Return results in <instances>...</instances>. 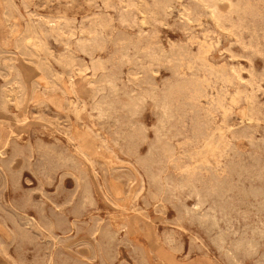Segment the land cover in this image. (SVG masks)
<instances>
[{"label":"rangeland","instance_id":"374dc122","mask_svg":"<svg viewBox=\"0 0 264 264\" xmlns=\"http://www.w3.org/2000/svg\"><path fill=\"white\" fill-rule=\"evenodd\" d=\"M236 2L0 0V264H264V0ZM227 78L234 79L231 85ZM176 82H184L181 89ZM163 101L174 111L168 105L171 110L162 112ZM211 143L217 145V158L207 154Z\"/></svg>","mask_w":264,"mask_h":264},{"label":"bare ground","instance_id":"6f19581e","mask_svg":"<svg viewBox=\"0 0 264 264\" xmlns=\"http://www.w3.org/2000/svg\"><path fill=\"white\" fill-rule=\"evenodd\" d=\"M152 1L154 2V0H152ZM230 1H231V0H230ZM239 1H241V0H239ZM243 1H244V0H243ZM246 1H247V0H246ZM262 1H263V0H262ZM72 2H73V1H72ZM235 2H236V0H235ZM237 2H238V1H237ZM237 2H236V3H237ZM258 2H259V1H258ZM86 3H87V2H86ZM160 3H161V1H160ZM206 3H207V2H206ZM246 3H248V2H246ZM88 4H89V3H88ZM147 4H149V3H147ZM230 4H231V3H230ZM232 4H234V1L232 2ZM196 5H197V4H196ZM240 5H241V3L238 4L239 7H240ZM248 5L250 6V2L248 3ZM248 5H247V6H248ZM133 6H134V5H133ZM135 6H136V5H135ZM148 6H149V5H148ZM215 6H216V5H215ZM231 6H233V5H231ZM238 6H235L236 9H237ZM242 6H243V4H242ZM247 6H246V7H247ZM251 6L253 7V4H252ZM256 6H257V5H255V7H256ZM156 7H157V6H156ZM209 7H210V6H209ZM233 7H234V6H233ZM244 7H245V6H244ZM246 7H245V8H246ZM162 8H163V7H162ZM210 8H212V7H210ZM241 8H242V7H241ZM245 8H244V9H245ZM259 8H260V7H259ZM187 9L190 10L189 8H187ZM198 9H199V8H198ZM231 9H232V8H231ZM242 9H243V8H242ZM247 9H248V7H247ZM251 9H252V8H251ZM254 9H255V8H254ZM254 9H253V10H254ZM16 10H17V9H16ZM121 10H122V9H121ZM127 10L129 11V9H127ZM188 10H187V11H188ZM204 10H205V9H204ZM204 10H203V11H204ZM217 10H218V9H217ZM232 10H233V9H232ZM238 10H239V9H238ZM253 10H252V11H253ZM256 10H257V8H256ZM124 11H125V9H124ZM124 11H123V12H124ZM130 11H131V10H130ZM153 11H154V9H153ZM153 11H151V13H152ZM254 11H255V10H254ZM120 12H121V11H120ZM126 12H127V11H126ZM126 12H125V13H126ZM147 12H148V11H147ZM155 12H156V11H155ZM231 12H232V11H230V13H231ZM236 12H237V10L235 11V13H236ZM243 12H244V10H243ZM243 12H242V13H243ZM64 13H65V12H64ZM125 13H124V14H125ZM129 13H130V12H129ZM224 13H226V12H224ZM248 13H249V12H248ZM258 13H259V11H258ZM33 14H34V13H33ZM96 14H97V13H96ZM124 14H123V16H124ZM131 14H132V13H131ZM217 14H218V13H217ZM239 14H240V13H239ZM249 14H250V13H249ZM127 15H128V13H127ZM129 15H130V14H129ZM154 15H155V13H154ZM154 15H153V16H154ZM186 15H187V14H186ZM220 15H221V14H220ZM237 15H238V14H237ZM255 15H256V14H255ZM13 16H14V15H13ZM121 16H122V14H121ZM153 16H152V17H153ZM190 16H191V15H190ZM198 16H199V15H198ZM229 16H230V15H229ZM240 16H241V15H240ZM242 16H244V15H242ZM90 17H91V16H90ZM99 17H100V16H99ZM124 17H125V16H124ZM129 17H130V19H133L131 16H129ZM191 17H192V16H191ZM216 17H217V16H216ZM223 17H224V16H223ZM246 17H247V16H246ZM252 17H253V16H252ZM53 18H54V17H53ZM87 18H88V17H87ZM125 18H126V17H125ZM150 18H151V17H150ZM224 18H226V17H224ZM224 18H223V19H224ZM241 18H242V17H241ZM243 18H244V17H243ZM248 18H249V17H248ZM63 19H64V17H63ZM89 19H90V18H89ZM103 19H104V17H103ZM103 19H102V20H103ZM127 19H128V21H130L129 18H127ZM198 19H199V18H198ZM216 19H217V18H216ZM228 19H230V18H228ZM231 19H232V17H231ZM238 19H239V18H238ZM69 20H70V19H69ZM97 20H98V19H97ZM105 20H107V19H105ZM226 20H227V19H226ZM226 20H225V22H226ZM232 20H233V19H232ZM236 20H237V19H236ZM53 21H54V20H53ZM65 21H66V20H65ZM71 21H72V20H71ZM123 21H124V20H123ZM123 21H122V22H123ZM126 21H127V20H125V22H126ZM221 21H222V20H221ZM233 21H235V20H233ZM237 21H238V20H237ZM244 21H245V19H244ZM101 22H102V21L100 20L99 23H101ZM103 22H104V21H103ZM223 22H224V21H223ZM235 22H236V21H235ZM59 23H60V22H59ZM68 23H69V22H68ZM106 23H108V22L106 21ZM106 23H104V24H106ZM129 23H130V22H129ZM219 23H220V22H219ZM230 23H231V22H230ZM232 23H233V22H232ZM240 23H241V21L239 22V24H240ZM57 24H58V23H57ZM64 24H65V23H64ZM102 24H103V23H102ZM102 24H101V26H102ZM110 24H111V23H110ZM233 24H234V23H233ZM59 25H60V24H59ZM97 25H98V24H97ZM106 25H108V24H106ZM106 25H104V26H106ZM217 25H218V24H217ZM219 25H220V24H219ZM223 25H224V23H223ZM236 25H237V22H236ZM236 25H235V27H236ZM101 26H100V27H101ZM220 26H221V25H220ZM231 26H233V25H231ZM238 26H239V25H238ZM242 26H243V25H242ZM34 27H35V26H34ZM53 27H55V26H53ZM95 27H96V26H94V28H95ZM98 27H99V26H98ZM100 27H99V28H100ZM102 27H103V26H102ZM109 27H110V26H109ZM222 27L224 28V26H222ZM30 28H31V27H30ZM59 28H60V27H59ZM61 28H62V27H61ZM240 28H241V26H240ZM14 29H15V28H14ZM27 29H28V28H27ZM51 29H52V28H51ZM57 29H58V28H56V30H57ZM73 29H74V28H73ZM111 29H112V28H111ZM237 29H238V27H237ZM28 30H29V29H28ZM34 30H35V29H34ZM52 30H54V28H53ZM95 30H96V29H95ZM232 30H233V29H232ZM234 30H235V29H234ZM234 30H233V32H234ZM29 31L32 32V29L29 30ZM40 31H42V30H40ZM57 31H58V30H57ZM71 31H73V30H71ZM92 31H93V30H92ZM92 31H90V32H92ZM27 32H28V31H27ZM81 32H82V31H81ZM90 32H89V33H90ZM98 32H100V31H98ZM102 32H103V31H102ZM105 32L108 34L107 31H105ZM24 33H25V32H24ZM28 33H29V32H28ZM40 33H41V32H40ZM40 33H39V37H40ZM43 33H44V32H43ZM93 33H94V32H93ZM37 34H38V33H37ZM98 34H99V33H98ZM107 34H106V35H107ZM31 35H32V33H31ZM90 35H91V34H90ZM95 35H96V33H95ZM98 36H101V35H98ZM98 36H97L96 38H99ZM26 37L29 38V35L25 36V38H26ZM41 37H42V35H41ZM44 37H45V35H44ZM89 37L91 38V36H89ZM25 38H23V39H25ZM96 38H95V39H96ZM86 39H87V38H86ZM88 39H89V38H88ZM91 39H93V38H91ZM91 39H90V40H91ZM102 39H103V38H102ZM26 40H27V39H25V41H26ZM41 40H42V39H41ZM90 40H89V41H90ZM100 40H101V38H100ZM25 41H24V42H25ZM27 41H29V40H27ZM45 41H46V40H44L43 42H45ZM83 41H84V40H83ZM81 42H82V41H81ZM84 42H88V41H84ZM91 42H92V41H91ZM89 43H90V42H89ZM37 44H39V43L37 42ZM46 44H47V42H45L44 45H46ZM99 44H100V43H99ZM130 44H131V43H130ZM132 44H133V43H132ZM34 45H36V44H34ZM39 45H40V44H39ZM124 45H125V44H124ZM202 45H206V44L204 43V44H202ZM32 46H33V45H32ZM37 46H38V45H37ZM42 46H43V45H42ZM85 46H86V43H85ZM90 46H91V44H90ZM97 46H98V44H97ZM104 46H105V44H104ZM199 46L201 47V45H199ZM199 46H198V47H199ZM33 47H34V46H33ZM40 47H41V46H40ZM40 47H39V50H40ZM45 47L47 48V45H46ZM209 47H210V45H209ZM91 48H92V47H91ZM93 48H94V46H93ZM98 48H99V47H98ZM103 48H104V47H103ZM121 48H122V47H121ZM125 48H126V47H125ZM127 48H128V47H127ZM129 48H130V47H129ZM32 49L34 50V48H32ZM80 49H81V48H80ZM83 49H86V48H83ZM123 49H124V48H123ZM134 49H135V47H134ZM189 49H190V48H189ZM189 49H187V50H189ZM202 49H203V48H202ZM28 50H29V49H28ZM35 50H36V49H35ZM42 50H43V49H42ZM90 50H91V49H90ZM126 50H127V49H126ZM131 50H133V49H131ZM151 50H153V49L151 48ZM154 50H155V49H154ZM156 50H157V49H156ZM198 50H199V48H198ZM254 50H255V49H254ZM23 51H24V50H23ZM31 51H32V50H31ZM31 51H30V52H31ZM66 51H67V49H66ZM68 51H69V50H68ZM129 51H130V50H129ZM136 51H137V50H136ZM196 51H197V50H196ZM206 51H207V49H206ZM35 52H36V51H35ZM124 52H125V51H124ZM132 52H133V51H132ZM137 52H138V51H137ZM154 52H155V51H154ZM162 52H163V51H162ZM202 52L204 53V51H202ZM39 53H40V52H39ZM126 53L128 54L129 52H126ZM138 53H139V52H138ZM148 53H149V52H148ZM160 53H161V52H160ZM164 53H166V55H167L168 52H164ZM203 53H201V54L203 55ZM50 54H51V53H50ZM61 54H62V53H61ZM66 54L68 55V53H66ZM153 54H154V53H153ZM198 54H200V53H198ZM31 55H32V54H31ZM59 55H60V54H59ZM64 55H65V53H64ZM67 55H66V56H67ZM132 55H134V54H132ZM138 55H139V54H138ZM158 55H159V54H158ZM160 55H161V54H160ZM207 55H208V54H207ZM121 56H122V55H121ZM126 56L128 57V55H126ZM129 56H131V54H130ZM37 57H38V56H37ZM61 57H63V55H61ZM70 57L73 59V56H70ZM137 57H138V56H137ZM144 57H145V56H144ZM146 57H147V56H146ZM149 57H152V56H150V54H149ZM197 57H198V56H197ZM64 58H66V57L64 56ZM64 58H63V59H64ZM71 58H70V59H71ZM99 58H100V57H99ZM109 58H110V57H109ZM147 58H148V57H147ZM191 58H192V57H191ZM200 58H201V55H200ZM203 58H204V56H203ZM68 59H69V55H68ZM74 59H75V58H74ZM118 59H119V58H118ZM121 59H122V57H121ZM121 59H120V60H121ZM128 59H129V57H128ZM152 59H153V58H152ZM157 59H158V58H157ZM167 59H168V58H167ZM196 59H197V58H195V60H196ZM58 60H59V58H58ZM60 60H61V59H60ZM60 60H59V63H60ZM66 60H67V59H66ZM97 60H98V59H97ZM179 60H180V59H179ZM198 60H199V59H198ZM205 60H207V57L205 58ZM68 61H69V60H68ZM70 61H72V60H70ZM122 61H123V60H122ZM185 61H186V60H185ZM207 61H208V60H207ZM61 62H62V61H61ZM63 62H64V61H63ZM65 62H66V61H65ZM73 62H74V60H73ZM96 62H97V61H96ZM171 62H172V61H171ZM183 62H184V61H183ZM188 62L190 63V61L187 60V63H188ZM192 62H193V61H192ZM200 62H201V61H200ZM68 63H69V65L71 66L70 62H68ZM68 63H67L66 65H68ZM100 63L102 64V61H101ZM107 63H108V62H107ZM185 63H186V62H185ZM195 63H196V61H195ZM202 63H203V62H202ZM204 63H206V62L204 61ZM208 63H209V61H208ZM93 64H94V62H93ZM117 64H118V63H117ZM121 64H122V63H121ZM192 64H193V63H192ZM211 64H212V63H210V65H211ZM64 65H65V64H64ZM184 65H185V64H184ZM203 65H204V64H203ZM39 66H40V64L38 65V67H39ZM44 66H45V65H44ZM73 66H74V65H73ZM93 66H94V65H93ZM96 66H97V65H96ZM117 66L119 67V65H117ZM190 66H191V64H190ZM40 67H41V66H40ZM98 67H99V66H98ZM100 67H102V70H104V69H103V66H100ZM100 67H99V69H100ZM111 67H112V66H111ZM114 67H115V66H114ZM114 67H112V68H114ZM183 67H184V66H183ZM192 67H193V65H192ZM207 67H208V66H207ZM212 67H213V66H212ZM212 67H211V69L214 68V67H213V68H212ZM96 68H97V67H96ZM96 68H95V69H96ZM179 68H180V67H179ZM188 68H189V66H188ZM188 68H187V69H188ZM190 68H191V67H190ZM190 68H189L188 70H190ZM201 68H202V67H201ZM205 68H206V67H205ZM221 68H222V67H221ZM223 68H224V70H225V67H223ZM223 68H222V70H223ZM97 69H98V68H97ZM119 69H120V68H119ZM177 69H178V68H177ZM193 69H194V68H193ZM203 69H204V68H203ZM218 69H219V68H218ZM48 70H49V69H48ZM50 70H51V69H50ZM179 70H180V69H179ZM181 70H182V69H181ZM191 70H192V69H191ZM191 70H190V71H191ZM205 70H209V69H205ZM216 70H217V69H216ZM194 71H197V70H194ZM199 71H200V70H198V72H199ZM82 72H83V71H82ZM107 72H108V71H107ZM177 72H178V71H177ZM180 72H181V71H180ZM201 72H202V71H201ZM210 72H211V71H210ZM217 72H218V71H217ZM219 72H220V71H219ZM219 72H218V73H219ZM178 73H179V72H178ZM182 73H183V72H182ZM182 73H180V74L182 75ZM194 73H195V72H194ZM205 73H206V72H205ZM220 73H222V72H220ZM100 74H101V73H100ZM103 74H104V73H103ZM108 74H110V73H108ZM115 74H116V73H115ZM117 74H119V73L117 72ZM184 74H185V73H184ZM195 74H196V73H195ZM222 74H223V73H222ZM222 74H221V76H222ZM227 74H228V78H229L230 75H229V73H227ZM227 74H226V75H227ZM231 74H232V73H231ZM185 75H188V74H185ZM185 75H184V76H185ZM210 75L212 76L211 73H210ZM216 75H217V74H216ZM226 75H225V76H226ZM237 75H238V74H237ZM100 76H101V75H100ZM112 76H113V75H112ZM193 76H194V75H193ZM207 76H208V75H207ZM225 76H224V77H225ZM232 76H233V75H232ZM20 77H21V75H20ZM46 77H47V76H46ZM108 77H110V75H109ZM182 77H183V75H182ZM188 77H189V79H190L191 76H188ZM197 77H198V76H197ZM215 77H216V76H215ZM230 77H231V76H230ZM70 78H71V77H70ZM70 78H69V79H70ZM99 78H100V77H99ZM103 78H104V77H103ZM105 78H107V76H106ZM110 78H111V77H110ZM110 78H109V79H110ZM115 78H116V77H114L113 79H115ZM186 78H187V76H186ZM195 78H196V77H195ZM228 78H227V81H228ZM232 78H233V77H232ZM240 78H241V77H240ZM16 79H17V78H16ZM19 79H20V78H19ZM107 79H108V78H107ZM117 79H119V77H117ZM117 79H115V80H117ZM183 79H184V78H183ZM189 79H186V81L189 80ZM192 79H193V78H192ZM200 79H201V78H200ZM203 79H204V76H203ZM230 79H231V78H230ZM22 80H23V79H22ZM22 80H20V81H22ZM194 80H195V79H194ZM215 80H216V79H215ZM218 80H219V79H218ZM233 80H234V79H233ZM233 80H232V81L230 80V81L233 82ZM97 81H98V80H97ZM104 81H105V80H104ZM107 81H108V80H107ZM107 81H106V82H107ZM180 81H181V80H180ZM205 81H207V80H205ZM230 81H228V82H230ZM16 82H18V81H16ZM70 82H71V80H70ZM72 82H73V81H72ZM102 82H103V81H102ZM111 82H112V81H111ZM115 82H116V81H115ZM172 82H173V81H172ZM184 82H185V81H184ZM184 82H183V83H184ZM190 82L192 83V81H190ZM195 82H196V81H195ZM209 82H210V81H209ZM214 82H215V81H214ZM214 82H213V83H214ZM222 82H223V81H222ZM222 82H221V84H222ZM225 82H226V81H225ZM231 82L229 83L230 85H231ZM113 83H114V82H113ZM113 83H111V84L114 85ZM145 83H146V82H145ZM145 83H144V84H145ZM183 83H182V84H183ZM187 83H188V81L185 83L186 86L189 85V83H188V85H187ZM197 83H198V82H197ZM217 83H218V82H217ZM237 83H238V82H237ZM95 84H96V81H95ZM118 84H119V83H117V85H118ZM170 84H171V83H170ZM172 84H173V83H172ZM182 84H180L179 86L182 87ZM195 84H196V83H195ZM203 84H204V83H203ZM221 84H220V85H221ZM225 84H226V83H225ZM234 84H235V83H233V85H234ZM19 85H20V84H19ZM19 85H18V86H19ZM23 85H25V84H23ZM106 85H107V84H106ZM162 85H163V84H162ZM165 85H166V84H165ZM165 85H163V86H165ZM167 85H168V83H167ZM167 85H166V86H167ZM175 85L178 86V83L176 82ZM185 85H184V87H185ZM197 85L200 87L199 84H197ZM214 85H215V83H214ZM222 85H223V84H222ZM21 86H22V85H21ZM75 86H76V85H75ZM90 86H91V85H90ZM119 86H120V85H119ZM170 86H171V85H170ZM177 86H176V87H177ZM179 86H178V87H179ZM192 86H193V84H192ZM204 86H205V85H204ZM211 86L213 87V85H211ZM211 86H209V87H211ZM226 86H227V85H226ZM234 86H237V85H234ZM71 87H72V83H71ZM96 87H100V81H99V86H96ZM102 87H103V86H102ZM107 87H108V86H107ZM112 87H114V86H112ZM116 87H117V86H116ZM116 87H115V88H116ZM152 87H153V86H152ZM168 87H169V85H168ZM178 87H177V88H178ZM184 87H183V89H184ZM196 87H197V86H196ZM199 87H198V88H199ZM214 87H215V86H214ZM227 87H228V86H227ZM19 88H21V87H19ZM22 88H24V87L22 86ZM72 88H73V87H72ZM105 88H106V87H105ZM115 88H114V89H115ZM117 88H118V87H117ZM117 88H116V89H117ZM172 88H174V87L171 86V89H172ZM190 88H191V87H190ZM222 88H223V86H222ZM95 89H96V88H95ZM98 89H99V88H98ZM110 89H112V88L110 87ZM124 89H125V88H124ZM124 89H123V92H124ZM135 89H136V88H135ZM164 89H166V88H163V91H165ZM179 89H181V88L179 87ZM188 89H189V88H188ZM195 89H196V88H195ZM195 89H193V90H195ZM213 89H216V88H213ZM219 89H220V88H219ZM225 89H226V88H225ZM234 89H235V88H234ZM238 89H239V88H238ZM25 90H26V88H25ZM100 90H101V91H104L105 89H104V90L100 89ZM107 90H108V89H107ZM161 90H162V89H161ZM169 90H170V89H169ZM191 90H192V89H191ZM200 90H201V88H200ZM203 90H204V89H203ZM222 90H223V89H222ZM227 90H228V89H227ZM239 90H240V92H241V89H239ZM239 90H238V91H239ZM17 91H18V90H17ZM20 91H21V90H20ZM22 91H24V90H22ZM22 91H21V92H22ZM101 91H100V92H101ZM112 91H113V90H112ZM132 91H133V90H132ZM139 91H140V90H139ZM149 91H150V90H149ZM149 91H148V93H149ZM163 91L161 92V94L163 93ZM166 91H167V90H166ZM166 91H165V92H166ZM170 91H172L171 93H173V90H170ZM181 91H182V90H181ZM183 91H184V90H183ZM219 91H220V90H219ZM238 91H237V93H238ZM243 91H244V90H243ZM25 92H26V91H25ZM73 92H74V91H73ZM75 92H76V91H75ZM113 92H114V91H113ZM118 92H119V91H118ZM152 92H153V90H152ZM154 92H155V91H154ZM177 92H178V91H177ZM190 92H191V91H190ZM190 92H189V93H190ZM223 92H225V90H223ZM23 93H24V92H22V94H23ZM94 93H96V92L94 91ZM105 93H106V92H105ZM133 93H134V92H133ZM138 93H139V92H138ZM138 93H137V94H138ZM141 93H142V91H141ZM144 93H145V91H144ZM146 93H147V91H146ZM156 93H157V90H156ZM167 93H168V92H167ZM169 93H170V92H169ZM179 93H180V92H179ZM186 93H187V92H186ZM196 93H197V92H196ZM198 93L201 94V92H198ZM202 93H203V92H202ZM204 93H205V92H204ZM207 93H208V92H207ZM220 93H222V92H220ZM226 93H227V92H226ZM228 93H229V91H228ZM17 94H18V93H17ZM22 94H21V95H22ZM92 94H93V93H92ZM99 94H100V93H99ZM110 94H111V93H110ZM122 94H123V93H122ZM124 94H125V93H124ZM128 94H129V93H128ZM130 94H131V92H130ZM152 94H153V93H152ZM224 94H225V93H224ZM234 94H236V93H234ZM234 94H232V95H234ZM240 94H241V93H240ZM19 95H20V94H19ZM74 95H75V94H74ZM108 95H109V93H108ZM108 95L106 94V96H108ZM140 95H141V94H140ZM148 95L150 96V94H148ZM154 95H155V94H154ZM164 95H165V94H164ZM175 95H176V94H175ZM182 95H185V94L182 93ZM197 95H199V94H197ZM197 95H196V97H197ZM201 95H202V94H201ZM225 95H226V94H225ZM228 95H229V94H228ZM238 95H239V94H238ZM22 96H23V98H24V94H23ZM75 96H76V95H75ZM94 96L97 97V95H94ZM103 96H104V93H103ZM112 96H113V95H112ZM129 96H130V95H129ZM131 96H132V95H131ZM138 96H139V95H138ZM142 96H144V95H142ZM142 96H141V97H142ZM151 96H152V95H151ZM157 96H158V95H157ZM162 96H163V95H162ZM167 96H168V95H167ZM167 96H166V98H168ZM204 96H205V95H204ZM204 96H203V97H204ZM214 96H215V95H214ZM235 96H236V95H235ZM239 96H240V95H239ZM247 96H248V95H247ZM19 97H20V96H19ZM108 97H109V96H108ZM114 97H115V95H114ZM141 97L139 96L138 98H141ZM145 97H146V96H144V98H145ZM154 97H156V96H154ZM154 97H153V98H154ZM186 97H187V96H186ZM191 97H193V96H191ZM194 97H195V96H194ZM200 97H201V96H200ZM211 97H213V96H211ZM220 97H221V96H220ZM231 97H232V96H231ZM231 97H229V98L231 99ZM21 98H22V97H21ZM77 98H78V97H77ZM92 98H93V97H92ZM92 98H91V100H92ZM106 98H107V97H106ZM112 98H113V97H111L110 99L112 100ZM133 98H135V97H133ZM136 98H137V97H136ZM142 98H143V97H142ZM149 98H150V97H149ZM157 98H161V97H157ZM157 98H156V99H157ZM172 98H173V97H172ZM178 98H179V97H178ZM180 98H181V97H180ZM18 99H20V98H18ZM114 99H115V98H114ZM127 99H128V96H127ZM163 99H165V98H163ZM163 99H161V100H163ZM169 99H171V97H170ZM174 99H175V97H174ZM182 99H183V98H182ZM189 99H190V98H189ZM200 99H201V98H200ZM210 99H211V98H210ZM215 99H216V98H215ZM232 99H233V97H232ZM234 99H236V97H235ZM240 99H241V98H240ZM20 100H21V99H20ZM102 100H104V98L101 99V101H102ZM117 100H118V99H117ZM120 100H122V99H119V101H120ZM128 100H129V99H128ZM132 100H135V99H132ZM140 100H141V99H140ZM140 100H139V101H140ZM142 100H143V99H142ZM142 100H141L140 102L143 103L144 100H143V101H142ZM145 100H146V99H145ZM147 100H148V99H147ZM154 100H155V98L153 99V101H154ZM158 100H159V99H158ZM167 100H168V99H167ZM171 100H172V99H171ZM176 100H177V99H176ZM190 100H191V99H190ZM211 100H212V99H211ZM238 100H239V98H238ZM2 101H3V100H2ZM2 101H1V102H2ZM22 101H23V100H22ZM81 101H82V100H81ZM92 101H94V100H92ZM98 101H99V99H98ZM98 101H97V103H98ZM104 101H105V100H104ZM108 101H109V100H108ZM113 101H114V100H113ZM119 101H117V102H119ZM122 101H123V100H122ZM136 101H137V100H136ZM168 101H169V100H168ZM180 101H181V100H180ZM182 101H183V100H182ZM191 101H192V100H191ZM195 101H196V100H195ZM213 101H214V100H213ZM213 101H212V102H213ZM215 101H216V100H215ZM219 101H220V100H219ZM224 101H225V100H224ZM102 102H103V101H102ZM123 102H124V101H123ZM159 102H160V101H159ZM159 102H158V104H159ZM163 102H164L163 106L161 105V106L163 107L162 112L164 111V113H167V110H168V108H169V107H168L169 102H167V101H163ZM163 102H162V103H163ZM171 102H172V101H171ZM173 102H174V100H173ZM185 102H186V101H185ZM231 102H233V101H231ZM235 102H236V101H235ZM240 102H241V101H240ZM246 102H247V101H246ZM4 103H5V102H4ZM4 103H3V104H4ZM103 103H104V102H103ZM109 103H111V101H109ZM119 103H122V102L120 101ZM144 103H145V102H144ZM162 103H161V104H162ZM178 103H179V102H178ZM188 103H189V102H188ZM190 103H192V102H190ZM196 103H198V101H197ZM221 103H222V102H221ZM221 103H220V105H221ZM223 103H224V102H223ZM14 104H15V103H14ZM105 104H107V103H105ZM126 104H127V103H126ZM126 104H125V105H126ZM131 104H132V102L129 104V101H128V105H131ZM134 104H135V103H134ZM171 104H172V103H171ZM174 104L177 105L176 103H174ZM179 104H180V103H179ZM182 104H183V103H182ZM201 104H202V103H201ZM224 104H225V103H224ZM231 104H232V103H230V105H231ZM236 104H237V103H236ZM236 104H235V105H236ZM238 104H240L239 101H238ZM99 105H100V104H99ZM103 105H104V104H103ZM110 105H111V104H110ZM110 105H109V109H111ZM125 105L122 104V108H123V106H125ZM142 105H143V104H142ZM153 105H155V104H153ZM180 105H181V104H180ZM183 105H185V104H183ZM195 105H197V104H195ZM213 105H214V104H213ZM215 105H216V104H215ZM215 105H214V106H215ZM230 105H228V106H230ZM251 105H252V104H251ZM95 106H96V105H95ZM95 106H94V107H95ZM104 106H105V105H104ZM114 106H117L116 103H115ZM131 106H133V105H131ZM131 106H130V107H131ZM135 106H136V104H135ZM155 106H158V105H155ZM159 106H160V105H159ZM169 106L171 107V105H169ZM187 106H188V104H187ZM201 106H202V105H201ZM201 106H200V107H201ZM223 106H224V105H223ZM228 106H227V108H228ZM252 106H253V105H252ZM99 107H101V105H100ZM126 107H127V106H126ZM126 107H125V108H126ZM133 107H134V106H133ZM141 107H142V106H141ZM175 107H176V106H175ZM181 107H182V106H181ZM191 107H192V106H191ZM195 107H196V106H195ZM210 107H212V106H210ZM217 107H218V106H217ZM230 107L232 108V106H230ZM102 108H103V107H102ZM104 108H106V107H104ZM116 108H117V107H116ZM128 108H129V106H128ZM135 108H136V107H135ZM157 108H158V107H157ZM157 108H156V109H157ZM173 108H174V107H173ZM179 108H180V107H179ZM193 108H194V107H193ZM204 108H205V107H204ZM212 108H213V107H212ZM231 108H229V109H231ZM250 108H251V107H250ZM96 109H97V108H96ZM99 109H100V108H99ZM106 109H108V107H107ZM118 109H119V107H118ZM118 109H117V111H118ZM126 109H127V108H126ZM130 109H131V108H130ZM130 109H129V111H130ZM139 109H140V108H139ZM159 109H160V108H159ZM171 109H172V107H171ZM171 109L169 108V110H171ZM176 109H178V107H177ZM183 109H184V108H183ZM195 109H196V108H195ZM199 109H200V108H199ZM199 109H198V110H199ZM229 109H228V111H229ZM76 110H77V109H76ZM97 110H98V109H97ZM102 110H104V109H102ZM124 110H125V109H124ZM132 110H133V109H132ZM137 110H138V109H137ZM160 110H161V109H160ZM172 110H173V109H172ZM191 110H192V109H191ZM191 110H190V111H191ZM220 110H221V109H220ZM224 110H226V108H225ZM231 110H234V109H231ZM110 111H111V110H110ZM110 111H109V112H110ZM113 111H114V110H113ZM119 111H120V109H119ZM119 111H118V112H119ZM156 111H157V110H156ZM173 111H174V110H173ZM173 111H172L171 113H173ZM182 111H183V110H182ZM200 111H201V110H200ZM209 111H210V110H209ZM250 111L252 112L251 109H250ZM100 112H101V111H100ZM104 112H105V111H104ZM109 112L107 111V113H109ZM111 112H112V111H111ZM126 112H128V111H126ZM126 112H125V114H126ZM130 112H132V111H130ZM133 112H136V113H137L136 109H135V111L133 110ZM197 112H199V111H196V112H194V113H197ZM214 112H215V111H214ZM224 112H225V111H224ZM230 112H231V111H230ZM77 113H78V112H77ZM102 113H103V112H102ZM114 113H115V112H114ZM136 113H134V114H136ZM176 113H177V112H176ZM184 113H185V111H184ZM192 113H193V112H192ZM199 113H201V112H199ZM205 113H206V112H205ZM205 113H204V114H205ZM222 113H223V112H222ZM226 113H227V112H225L224 114L226 115ZM162 114H163V113H162ZM169 114H170V113H169ZM169 114H168V115H169ZM174 114H175V112H174ZM174 114H173V115H174ZM208 114H210V113H208ZM214 114H215V113H214ZM107 115H108V114H107ZM109 115H111V113H109ZM136 115H137V114H136ZM160 115H161V114H160ZM168 115H167V116H168ZM170 115H171V114H170ZM173 115L170 116V117L172 118ZM177 115H178V113H177ZM222 115H223V114H222ZM228 115H229V113H228ZM120 116H121V115H120ZM175 116H176V115H175ZM183 116H184V115H183ZM193 116H194V115H193ZM193 116H192V117H193ZM196 116H198V115H196ZM207 116H209V115H207ZM210 116H212V113L210 114ZM126 117H127V116H126ZM126 117H124V118H126ZM134 117H135V115H134ZM176 117H177V116H176ZM179 117L182 118V116H178V118H179ZM188 117H189V116H188ZM200 117H201V116H200ZM226 117H227V116H225V118H226ZM100 118H101V117H100ZM108 118H109V117H108ZM122 118H123V117H122ZM124 118H123V119H124ZM129 118H130V117H129ZM132 118H133V117H132ZM132 118H131V119H132ZM157 118H158V117H157ZM183 118H184V117H183ZM193 118H194V117H193ZM193 118H192V119H193ZM201 118H203V117H201ZM246 118H247V117H246ZM126 119H128V118H126ZM135 119H136V117H135ZM140 119H141V118H140ZM158 119H159V118H158ZM166 119H167V118H166ZM174 119H175V118H174ZM174 119H173V120H174ZM176 119H177V118H176ZM198 119H199V118H198ZM226 119H227V118H226ZM124 120H125V119H124ZM178 120H179V119H178ZM190 120H191V119H190ZM207 120H209V119H207V117H206V121H207ZM211 120H212V119H211ZM211 120H210V122H211ZM215 120H216V119H215ZM129 121H130V124H131V120H129ZM129 121H127V122H129ZM161 121H162V120H161ZM164 121H165V120H164ZM164 121H163V123H164ZM169 121H171L170 118H169ZM175 121H176V120H175ZM191 121H192V120H191ZM193 121H194V120H193ZM142 122H143V121H142ZM142 122L140 121V122H139V125H140ZM165 122H166V121H165ZM182 122H183V120H182ZM207 122H208V121H207ZM210 122H209V124H210ZM212 122H213V120H212ZM217 122H218V121H217ZM222 122H223V120H222ZM124 123H125V121H124ZM143 123H144V122H143ZM166 123H168V121H167ZM166 123H165V124H166ZM169 123H170V122H169ZM169 123H168V126H169ZM172 123H173V122H172ZM191 123H192V122H191ZM191 123H190V124H191ZM197 123H198V122H197ZM199 123H200V122H199ZM218 123H219V122H218ZM223 123H224V122H223ZM227 123H228V122H227ZM231 123H232V122H231ZM104 124H105V123H104ZM118 124H119V123H118ZM135 124H137V123L135 122ZM135 124H134V125H135ZM158 124H159V123H158ZM165 124H163V125H165ZM175 124H176V123H175ZM181 124H182V123H181ZM184 124H186V123H184ZM190 124H189V125H190ZM204 124H205V123H204ZM209 124H207V126H208ZM224 124H226V123H224ZM86 125H87V124H86ZM95 125H96V124H95ZM123 125H124V124H123ZM127 125H128V124H127ZM143 125H144V124H143ZM143 125H142V126H143ZM172 125H173V124H172ZM198 125H199V124H198ZM213 125H214V124H213ZM220 125H221V124H220ZM241 125H242V124H241ZM102 126H103V125H102ZM120 126H122V125H120ZM128 126H129V125H128ZM144 126H145V125H144ZM157 126H158V125H157ZM183 126H184V125H183ZM193 126H195V124H194ZM199 126H200V125H199ZM207 126H206V127H207ZM217 126H218V125H217ZM222 126H223V125H222ZM222 126H221V127H222ZM122 127H123V126H122ZM124 127H125V126H124ZM126 127H127V126H126ZM135 127H136V126H135ZM163 127H164V126H163ZM163 127H160V128H163ZM172 127H173V126H171L170 128L172 129ZM176 127H177V126H176ZM226 127H227V126H226ZM88 128H91V127H88ZM118 128H120V127H118ZM131 128H132V126H131ZM136 128H140V126H139V127H136ZM144 128H145V127H144ZM165 128H168V127H165ZM184 128H185V127H184ZM187 128H188V127H187ZM201 128H202V127H201ZM215 128H217V127H215ZM124 129H125V128H124ZM124 129H123V130H124ZM126 129H127V128H126ZM126 129H125V130H126ZM141 129H143V128H141ZM141 129H140V130H141ZM157 129H158V128H157ZM178 129H179V128H178ZM178 129H177V131H178ZM210 129H211V128H210ZM213 129H214V128H213ZM223 129H225V128H223ZM228 129H229V128H228ZM121 130H122V129H121ZM134 130H135V129H134ZM138 130H139V129H138ZM144 130H146V129H144ZM154 130H155V129H154ZM165 130H166V129H165ZM165 130H162V131H165ZM169 130H170V129H169ZM179 130H180V129H179ZM192 130H193V129H192ZM192 130H191V131H192ZM194 130H195V129H194ZM197 130H198V132H199V128H198ZM200 130H201V129H200ZM202 130H203V129H202ZM219 130H220V129H219ZM118 131H119V130H118ZM129 131L131 132L132 130H129ZM158 131H159V130H158ZM160 131H161V130H160ZM173 131H174V130H173ZM175 131H176V130H175ZM180 131H181V130H180ZM180 131H179V133H180ZM203 131H204V130H203ZM203 131H202V132H203ZM215 131H216V130H215ZM217 131H218V130H217ZM217 131H216V132H217ZM91 132H92V131H91ZM97 132H98V131H97ZM97 132H96V133H97ZM115 132H116V130H115ZM122 132H123V131H122ZM124 132H125V131H124ZM127 132H128V131H127ZM130 132H129V133H130ZM133 132H134V131H133ZM138 132H139V131H138ZM144 132H146V131H144ZM185 132H187V131H185ZM192 132H193V131H192ZM220 132H221V131H220ZM230 132H231V131H230ZM131 133H132V132H131ZM135 133H136V130H135ZM146 133H147V132H146ZM154 133H155V131H154ZM156 133H157V132H156ZM159 133H160V132H159ZM162 133H163V132H162ZM165 133H166V132H165ZM167 133H168V131H167ZM167 133H166V134H167ZM169 133H171V131H170ZM196 133H197V131H196ZM200 133H201V131H200ZM204 133L206 134L207 132H204ZM214 133H215V132H214ZM214 133H211V134H214ZM222 133H224V132H222ZM97 134H98V133H97ZM97 134H96V135H97ZM119 134H120V133H119ZM122 134H123V133H122ZM133 134H134V133H133ZM133 134H132V136H133ZM140 134H142V133H140ZM144 134H145V133H144ZM157 134H158V133H157ZM215 134H217V133H215ZM220 134H221V133H220ZM229 134H230V133H229ZM231 134L234 135L235 133H231ZM115 135H117V134H115ZM124 135H125V134H124ZM134 135H135V134H134ZM146 135H147V134H146ZM158 135H159V134H158ZM167 135H168V134H167ZM172 135H173V133H172ZM174 135H175V134H174ZM181 135H183V134H181ZM181 135L179 134V136H181ZM222 135H223V134H222ZM224 135H225V134H224ZM98 136H99V135H98ZM119 136H121V137H119ZM119 136H118V137L122 139V136H123V135H119ZM128 136H129V135H128ZM130 136H131V135H130ZM175 136H176V135H175ZM175 136H174V137H175ZM197 136H198V135H197ZM205 136H207V135H205ZM209 136H210V135H209ZM11 137H12V136H11ZM111 137L113 138V136H111ZM162 137H163V136H162ZM164 137H165V136H164ZM176 137H177V136H176ZM182 137H183V136H182ZM185 137H186V136H185ZM185 137H184V138H185ZM225 137H226V135H225ZM231 137H232V136H231ZM231 137H228L227 140H228L229 138H231ZM99 138H100V137H99ZM101 138H102V136H101ZM112 138H111V140H112ZM115 138H116V136H115ZM119 138H118V139H119ZM129 138L131 139V137H129ZM138 138H139V137H138ZM143 138H145V135H144ZM155 138H156V137H155ZM159 138H160V137H159ZM159 138H158V139H159ZM165 138H166V137H165ZM168 138H169V137H168ZM190 138H191V137H190ZM210 138H211V137H210ZM210 138H209V139H210ZM214 138H216V140H217V137H214ZM219 138H220V140H221V138H223V137L219 136ZM104 139H105V138H104ZM123 139H124V138H123ZM126 139H127V138H126ZM130 139H129V140H130ZM133 139L135 140V138H133ZM133 139H132V140H133ZM145 139H146V138H145ZM161 139H162V138H161ZM166 139H167V138H166ZM186 139H188V138H186ZM192 139H193V138H192ZM194 139H195V138H194ZM196 139H197V138H196ZM203 139H204V137H203ZM209 139H208V140H209ZM99 140H100V139H99ZM111 140H110V141H111ZM115 140H117V139H115ZM119 140H120V139H119ZM156 140H157V139H155V141H156ZM168 140H170V139H168ZM189 140H190V139H189ZM223 140H224V139H223ZM227 140H226V141H227ZM10 141H11V140H10ZM124 141H125V140H124ZM124 141H123V142H124ZM135 141H138V140H135ZM143 141H144V139H143ZM179 141H182V139L179 140ZM192 141H193V140H192ZM199 141H200V140H199ZM203 141H204V140H203ZM210 141H211V139H210ZM218 141H219V140H218ZM102 142H103V141H102ZM106 142H107V141H106ZM113 142H115V141H113ZM129 142H130V141H129ZM153 142H154V141H153ZM153 142H151V143H153ZM160 142H161V141H160ZM163 142H164V141H163ZM166 142H167V141H166ZM212 142H213V141H212ZM220 142H221V141H220ZM220 142H219V143H220ZM227 142H228V141H227ZM10 143H11V142H9V144H10ZM115 143H116V142H115ZM118 143H119V142H118ZM126 143H128V142H126ZM156 143H157V141H156ZM187 143H188V140H187ZM187 143H186V145H187ZM200 143H201V141H200ZM205 143H206V142H205ZM222 143H223V141H222ZM222 143H221V144H222ZM229 143H230V142H229ZM231 143H232V142H231ZM100 144H101V141H100ZM104 144H105V142H104ZM106 144H107V143H106ZM106 144H105V145H106ZM116 144H117V143H116ZM128 144L130 145L131 142L128 143ZM128 144H127V147L129 146ZM132 144H133V143H132ZM136 144H138V143H136ZM158 144H159V143H158ZM161 144H163V143H161ZM177 144H178V143H177ZM184 144H185V143H184ZM184 144H183V145H184ZM195 144H196V143H195ZM195 144H194V145H195ZM227 144H228V143H227ZM101 145H102V144H101ZM101 145H100V146H101ZM118 145H119V144H118ZM150 145H151V144H150ZM159 145H160V144H159ZM166 145H167V143H166ZM168 145H169V143H168ZM172 145H173V143L171 144V146H172ZM183 145H182V146H183ZM194 145H193V146H194ZM201 145H202V144H201ZM218 145H219V144H218ZM225 145H226V144H225ZM123 146H124V145H121L120 148H122ZM133 146H134V145H133ZM133 146H132V148H134ZM177 146H178V145H177ZM177 146H175V148H176ZM189 146L191 147L190 144H189ZM196 146H197V145H196ZM208 146H209V149H208L207 154H208V155H209V154H212V155H214V157H215V153H218V152H216L217 145H216L215 143H211V144L208 145ZM229 146L231 147V145H229ZM229 146H227V147L229 148ZM152 147H154V146L152 145ZM162 147H163V146H162ZM165 147H166V146H164V148H165ZM204 147H206V146L204 145ZM222 147H224V146H222ZM106 148H108V147H106ZM129 148H130V147H129ZM137 148H138V147H137ZM155 148H156V147H155ZM157 148H159V150H160V147H157ZM173 148H174V145H173ZM178 148H179V147H178ZM197 148H198V147H197ZM218 148H219V147H218ZM228 148H227V149H228ZM109 149H110V148H109ZM130 149H131V148H130ZM135 149H136V148H135ZM170 149H171V148H170ZM170 149H169V147L166 148L167 151L170 150ZM187 149H189V148H187ZM191 149H193V148H191ZM202 149H203V148H202ZM202 149H201V150H202ZM232 149H233V148H232ZM128 150H129V149H128ZM131 150H132V149H131ZM150 150H151V147H150ZM174 150H175V149H174ZM183 150H184V149H183ZM185 150H186V149H185ZM193 150H195V149H193ZM205 150L207 151V149H205ZM217 150H218V149H217ZM224 150H225V149H224ZM108 151H109V150H108ZM126 151H127V149H126ZM138 151H139V149H138ZM138 151H137V152H138ZM151 151H152V150H151ZM156 151L158 152V149H156ZM160 151H161V150H160ZM164 151H165V150H164ZM167 151H166V152H167ZM175 151H176V150H175ZM175 151H174V152H175ZM179 151H180V150H179ZM197 151H198V149H197ZM221 151H223V150H221ZM229 151H230V149L228 150V153H230ZM114 152H115V151H114ZM135 152H136V150H135ZM149 152H150V151H149ZM153 152H154V151H153ZM170 152H171V151H169L168 153H170ZM174 152H173V153H174ZM180 152H181V151H180ZM180 152H179V153H180ZM184 152L186 153V151H184ZM184 152H183V153H184ZM192 152H194V151H192ZM203 152H204V151H203ZM203 152H202V153H203ZM225 152H226V151H225ZM77 153H78V152H77ZM112 153H113V152H112ZM168 153H167V154H168ZM86 154H87V153H86ZM130 154H131V153H130ZM132 154H134V152H133ZM154 154H155V152H154ZM161 154H162V153H161ZM161 154H160V155H161ZM167 154H166V155H167ZM171 154H172V153H170V156H171ZM189 154H190V153H189ZM225 154H226V153H225ZM60 155H61V154H60ZM81 155H82V154H81ZM87 155H88V154H87ZM87 155H85V156H87ZM137 155H138V154H137ZM156 155H157V153H156ZM158 155H159V154H158ZM173 155H174V154H173ZM178 155H179V154H178ZM182 155H183V154H182ZM186 155H187V154H186ZM190 155H191V154H190ZM190 155H189V157H191ZM194 155L196 156V153H195ZM194 155H193V156H194ZM216 155H217V154H216ZM218 155H220V154H218ZM232 155H233V153H232ZM237 155H238V154H237ZM150 156H151V155H150ZM152 156H153V155H152ZM162 156H163V155H162ZM175 156H176V155H175ZM179 156H180V155H179ZM197 156H198V155H197ZM230 156H231V155H230ZM153 157L155 158L156 156H153ZM159 157H160V156H159ZM205 157H206V156H204V158H205ZM209 157H210V156H208V158H209ZM214 157H213V160H214ZM226 157H229V156H226ZM240 157L243 158V156H240ZM146 158H147V157H146ZM161 158H162V157H161ZM167 158H168V157H167ZM175 158H176V157H175ZM175 158H174V159H175ZM177 158H178V157H177ZM177 158H176V159H177ZM181 158H182V157H181ZM185 158H186V157H185ZM195 158H196V157H195ZM197 158H198V157H197ZM199 158H200V155H199ZM208 158H207V159H208ZM215 158H217V157H215ZM218 158H219V157H218ZM222 158H223V157H222ZM232 158H233V156H232ZM238 158H239V157H238ZM259 158H260V157H259ZM259 158H258V159H259ZM90 159H91V158H90ZM144 159H145V158H143V160H144ZM149 159H150V158H149ZM168 159H170V157H169ZM176 159H175V162H176ZM178 159H179V158H178ZM189 159H190V158H189ZM191 159H192V158H191ZM220 159H221V157H220ZM254 159H255V158H254ZM254 159H253V161H254ZM260 159H262V158H260ZM147 160H148V158H147ZM153 160H154V159H153ZM166 160H167V159H166ZM184 160H185V159H184ZM193 160H194V159H193ZM198 160H199V159H198ZM230 160H231V159H230ZM148 161H150V160H148ZM161 161H163V159H162ZM189 161H190V160H189ZM191 161H192V160H191ZM202 161H203V160H202ZM208 161H209V160H208ZM228 161H229V160H228ZM238 161H240V160H238ZM159 162H160V161H159ZM168 162H169V161H167V163H168ZM171 162H172V161H171ZM171 162H170V163H171ZM173 162H174V160H173ZM212 162H213V161H212ZM226 162H227V161H226ZM254 162H255V161H254ZM254 162H253V164H254ZM257 162H259V161H257ZM260 162H261V161H260ZM262 162H263V161H262ZM144 163H145V162H144ZM164 163H165V162H164ZM167 163H165V164L167 165ZM177 163H179V162H177ZM194 163H195V162H194ZM196 163H197V162H196ZM205 163L207 164L206 161H205ZM208 163H209V162H208ZM216 163H217V162H216ZM223 163H225V162H223ZM231 163H232V162H231ZM240 163H241V162H240ZM247 163H248V162H247ZM263 163H264V162H263ZM148 164H149V162H148ZM158 164L160 165L159 167H161L162 162H161V164H160V163H158ZM179 164H180V163H179ZM189 164H190V163H189ZM197 164H198V163H197ZM213 164H215V163H213ZM218 164H219V163H218ZM238 164H239V163H238ZM249 164H250V162H249ZM253 164H252V165H253ZM11 165H12V164H11ZM153 165H156V164H153ZM153 165H152V166H153ZM185 165H186V164H185ZM198 165H199V164H198ZM209 165H212V164L209 163ZM209 165H207V166H209ZM224 165H225V164H224ZM244 165H245V164H244ZM257 165H258V164H257ZM149 166H150V165H149ZM152 166H151V167H152ZM172 166H173V165H172ZM174 166H175V165H174ZM190 166H191V169H192V165H190ZM201 166H202V165H201ZM204 166H205V165H204ZM207 166H205V168H206ZM218 166H219V165H218ZM218 166H217V167H218ZM225 166H226V165H225ZM247 166H248V165H247ZM144 167H145V166H144ZM165 167H166V166H164V168H165ZM178 167H180V166H178ZM184 167H185V166H183V168H184ZM188 167H189V165H188ZM188 167H187V168H188ZM193 167H194V165H193ZM210 167H211V166H210ZM213 167H214V166H213ZM215 167H216V166H215ZM226 167H227V166H226ZM232 167H233V166H232ZM236 167H237V165H236ZM257 167H258V166H257ZM261 167H262V166H261ZM146 168L148 169V166H147ZM154 168H155V167H154ZM157 168H158V167H157V165H156V169H157ZM176 168H177V167H176ZM176 168H175V169H176ZM180 168H181V167H180ZM189 168H190V167H189ZM197 168H198V167H197ZM220 168H221V167H220ZM254 168H255V167H254ZM149 169H150V168H149ZM191 169H189V170H191ZM193 169H194V168H193ZM193 169H192V170H193ZM198 169H199V168H198ZM212 169H213V168H212ZM212 169H210V170H212ZM221 169L223 170V168H221ZM241 169H243V168L241 167ZM244 169H245V168H244ZM180 170H181V169H180ZM192 170H191V172H192ZM195 170H196V169H195ZM195 170H194V171H195ZM200 170H201V167H200ZM205 170H206V169H205ZM210 170H209V171H210ZM219 170H220V169H219ZM224 170H225V169H224ZM226 170H227V169H226ZM229 170L231 171V168H230ZM232 170H233V169H232ZM237 170H238V169H237ZM249 170H251V169H249ZM256 170H257V169H256ZM147 171H148V170H147ZM161 171H162V170H161ZM161 171H160V174H161ZM181 171H182V170H181ZM187 171H188V169H186V172H187ZM194 171H193V172H194ZM206 171H208V170H206ZM209 171H208V172H209ZM230 171H229V175H231V174H230ZM241 171H242V170H241ZM241 171H240V173H241ZM162 172H164V171H162ZM177 172H178V171H177ZM191 172H190V173H191ZM215 172H216V171H215ZM217 172H218V171H217ZM221 172H222V171H221ZM221 172H219V173H221ZM236 172H237V171H235V173H236ZM254 172H255V171H254ZM105 173H106V172H105ZM114 173H115V172H114ZM175 173H176V172H175ZM178 173H179V172H178ZM178 173H177V174H178ZM184 173H185V172H184ZM197 173H198V172H197ZM197 173H196V171H195V173H194L195 176H196ZM202 173H203V172H202ZM211 173H212V172H211ZM226 173H228V172H226ZM256 173H257V171H256ZM261 173H262V172H261ZM181 174H182V173H181ZM192 174H193V173H192ZM194 174L192 175V177L194 176ZM198 174H199V173H198ZM205 174H206V173H205ZM205 174H204V175H205ZM247 174H248V173H247ZM188 175H190V174L188 173ZM212 175H213V178H212V179L214 180V177H215V176H214L213 173H212ZM223 175H224V174H222V176H223ZM238 175H239V174H238ZM263 175H264V174H263ZM154 176H155V174H154ZM174 176H176V175H174ZM174 176H173V177H174ZM179 176H180V175H179ZM185 176H187V175H185ZM197 176H198L197 178H199V175H197ZM200 176H201V175H200ZM202 176H203V175H202ZM202 176H201V179H202ZM217 176H218V174H217ZM231 176H232V175H231ZM231 176H230V177H231ZM242 176H243V175H242ZM150 177H151V176H150ZM188 177H190V176H188ZM211 177H212V176H211ZM218 177H219V176H218ZM220 177H221V174H220ZM240 177H241V175H240ZM243 177H245V176H243ZM258 177H259V176H258ZM84 178H85V177H84ZM157 178H158V177H155V179H157ZM161 178H162V177H161ZM166 178H168V177H166ZM166 178H165V179H166ZM178 178H179V180H180V177H178ZM178 178H177V179H178ZM193 178H194V177H193ZM197 178H196V179H197ZM225 178H226V177H225ZM233 178H234V177H233ZM241 178H242V177H241ZM248 178H249V177H248ZM253 178H254V176H253ZM159 179H160V178H159ZM206 179H207V178H206ZM217 179H219V178H217ZM238 179H239V178H238ZM157 180H158V179H157ZM160 180H161V179H160ZM174 180H175V179H174ZM185 180H186V179H185ZM190 180H191V179H190ZM190 180L188 179V182H189ZM204 180H205V179H204ZM210 180H211V179H210ZM219 180H220V179H219ZM227 180H228V179H227ZM232 180H233V179H232ZM245 180H246V179H245ZM247 180H248V179H247ZM251 180H252V179H251ZM253 180H254V179H253ZM253 180H252V181H253ZM261 180H262V178H261ZM128 181H129V180H128ZM155 181H156V180H155ZM170 181H171V180H170ZM180 181H181V180H180ZM193 181H194V180H193ZM202 181H203V180H202ZM214 181H215V180H214ZM222 181H224V180H222ZM239 181H240V180H239ZM241 181H242V179H241ZM241 181H240V182H241ZM153 182H154V181H153ZM181 182H182V181H181ZM181 182H180V183H181ZM185 182H186V181H185ZM197 182H198V181H197ZM207 182H208V181H207ZM216 182H217V181H215V183H216ZM228 182H229V181H228ZM232 182H233V181H232ZM240 182H239V183H240ZM244 182H245V181H244ZM260 182H261V181H260ZM157 183H158V182H157ZM160 183L162 184L161 181H160ZM166 183H167V179H166ZM175 183H177V181H176ZM189 183H190V182H189ZM189 183H188V184H189ZM204 183H205V182H204ZM212 183H213V181H212ZM221 183H222V182H221ZM239 183H237V184H239ZM249 183H250V182H249ZM249 183H248V184H249ZM261 183H262V182H261ZM261 183H260V184H261ZM155 184H156V183H155ZM161 184H160V185H161ZM164 184H165V183H164ZM164 184H162V186H163ZM178 184H179V183H178ZM183 184H184V183H183ZM190 184H191L190 186H192V183H190ZM196 184H197V183H196ZM205 184H206V183H205ZM218 184H219V182L217 183V185H218ZM226 184H227V183H226ZM229 184H230V182H229ZM233 184H235V183H233ZM258 184H259V183H258ZM127 185H128V184H127ZM165 185H166V184H165ZM181 185H182V183H181ZM181 185H180V186H181ZM184 185H187V184H184ZM184 185H182V186L184 187ZM210 185H211V184H210ZM212 185H213V184H212ZM214 185H215V184H214ZM214 185H213V186H214ZM222 185H223V184H222ZM227 185H228V184H227ZM227 185H226V186H227ZM235 185H236V184H235ZM243 185H244V184H243ZM246 185H247V183H246ZM167 186H168V185H167ZM177 186H178V185H177ZM196 186H197V185H196ZM204 186H205V185H204ZM237 186H238V185H237ZM237 186H235V187H237ZM241 186H242V185H241ZM156 187H157V186H156ZM158 187H161V186H158ZM163 187H164V186H163ZM215 187H216V186H215ZM219 187H220V186H219ZM230 187H231V186H230ZM235 187H234V188H235ZM161 188H162V187H161ZM161 188H160V189H161ZM173 188H174V187H173ZM197 188H198V186H197ZM224 188H225V187L223 186V189H224ZM241 188H242V187H240L239 190H240ZM255 188H256V187H255ZM158 189H159V188H158ZM163 189H164V188H163ZM175 189H176V188H175ZM194 189H195V188H194ZM194 189H193V190H194ZM200 189H201V188H200ZM210 189H211V188H210ZM218 189H219V188H218ZM220 189H221V188H220ZM225 189H226V188H225ZM227 189H228V187H227ZM230 189H231V188H230ZM232 189H233V186H232ZM235 189H237V188H235ZM235 189H233V190H235ZM161 190H162V189H161ZM208 190H209V189H208ZM237 190H238V189H237ZM210 191H212V190H210ZM213 191H214V190H213ZM218 191H220V190H218ZM229 191H230V190H229ZM222 192H223V190H222ZM226 192H227V191H226ZM233 192H234V191H233ZM246 192H247V191H246ZM208 193H209V192H208ZM217 193H218V192H217ZM235 193H236V191H235ZM237 193H238V192H237ZM198 194H199V193H198ZM204 194H205V193H204ZM211 194H212V193H211ZM221 194H222V193H221ZM229 194H230V193H229ZM245 194H246V193H245ZM200 195H201V194H200ZM206 195H207V194H206ZM234 195H235V194H234ZM238 195H240V194H238ZM261 195H262V194H261ZM231 196H232V195H231ZM236 196H237V194H236ZM209 197H210V196H209ZM213 197H214V196H213ZM219 197H220V196H219ZM221 197H222V196H221ZM224 197H225V196H224ZM243 197H244V196H243ZM248 197H249V195H248ZM259 197H260V196H259ZM176 198H177V197H176ZM205 198H206V197H205ZM207 198H208V197H207ZM228 198H230V197H228ZM235 198H236V197H235ZM237 198H238V197H237ZM217 199H218V198H217ZM221 199H222V198H221ZM247 199H248V198H247ZM257 199H258V198H257ZM202 200H203V199H202ZM202 200H200V201H202ZM239 200H241V199H239ZM252 200H254V199H252ZM200 201H199V203H200ZM211 201H212V200H211ZM233 201H234V200H233ZM241 201H242V200H241ZM246 201H247V200H246ZM222 202H223V201H222ZM252 202H253V201H252ZM231 203H232V202H231ZM205 204H206V203H205ZM212 204H213V203H212ZM221 205H222V204H221ZM209 207H210V206H209ZM231 207H232V206H231ZM217 211H218V210H217ZM215 212H216V211H215ZM225 213H226V212H225ZM245 214H246V213H245ZM198 216H199V215H198ZM206 216H207V214L205 215V217H206ZM209 220H210V219H209ZM213 220H214V219H213ZM221 220H222V219H221ZM214 222H215V220H214ZM263 222H264V221H263ZM261 223H262V222H261ZM218 224H219V223H218ZM259 226H260V225H259ZM259 226H258V227H259ZM233 228H234V227H233ZM259 228H260V227H259ZM260 230H261V229H260ZM262 231H263V230H262ZM231 233H232V232H231ZM261 233H262V232H261ZM261 233H260V234H261ZM263 234H264V233H263ZM260 239H261V238H260ZM262 240H263V239H262ZM250 243H251V242H250ZM251 247H252V246H251ZM252 248H253V247H252ZM254 249H255V248H254ZM219 250H220V249H219Z\"/></svg>","mask_w":264,"mask_h":264}]
</instances>
